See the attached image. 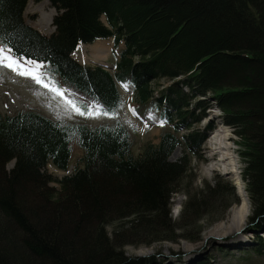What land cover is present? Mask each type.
Masks as SVG:
<instances>
[{"label":"trees","instance_id":"obj_1","mask_svg":"<svg viewBox=\"0 0 264 264\" xmlns=\"http://www.w3.org/2000/svg\"><path fill=\"white\" fill-rule=\"evenodd\" d=\"M27 3L0 0V36L46 63L60 87L108 110L102 116L118 117L127 85L134 115L154 112L171 127L136 153L119 120L91 127L38 110L0 112V264H155L124 248L191 239L178 234L186 228L172 220L170 199L192 171L187 153L207 137L194 125L213 108L240 139L252 219L264 224V0H50V36L28 25ZM106 40L118 51L113 72L72 57L80 43ZM179 146L185 154L172 162ZM49 165L72 173L57 179ZM203 194L183 216L201 215ZM230 194L223 213L239 203Z\"/></svg>","mask_w":264,"mask_h":264},{"label":"rangeland","instance_id":"obj_2","mask_svg":"<svg viewBox=\"0 0 264 264\" xmlns=\"http://www.w3.org/2000/svg\"><path fill=\"white\" fill-rule=\"evenodd\" d=\"M56 14L57 11L52 7L50 0H28L24 18L28 25L40 34L50 36L55 31L53 22L50 19L52 18V21H54ZM103 21L106 23L104 19ZM105 42L107 53L101 56L102 59L100 61L92 59L93 56L90 50V47L95 46L97 42L92 45L80 43L76 49V53L72 57L79 61V63L90 67L99 66L97 65L98 63L104 64V66H114L118 51H114L112 40ZM44 64L47 67V64ZM0 74L4 77L3 82H0V112L4 115L14 116L20 111L38 110L55 121L86 124L91 127L114 125L119 120L130 131L136 153L147 142L159 143L162 130L171 127L167 124L161 126L158 115L154 112H143L139 113V115H134L132 109L135 108L131 103L132 93L130 92V87L123 88L119 85L123 105L116 119L102 115L93 117L80 116L74 112L67 115L63 99L35 84L31 79L20 77L7 69H0ZM167 84V80H161L160 82L161 87H165ZM62 88L67 90V98L76 99L80 103L86 104L91 110L96 109L97 105H99L89 98L75 94L65 87ZM203 99L207 100V98ZM99 110H102V108ZM58 115L61 117L60 119H58ZM206 115L208 117L199 124L194 125V129L205 131L207 137L193 153H187L192 171L182 180L180 192L173 194L170 199L172 220L177 223L178 228H186L184 231L178 230V234L181 236L180 233H182L191 239L183 240L180 237L177 242H159L151 246L139 247L126 246L124 251L126 252V256L131 259L144 257L153 260L155 264H264V229H261L264 224L262 220L252 219L253 215L249 198L244 196L243 200L240 199L239 186L242 187L243 191V185L240 181L241 174L240 178L232 175L227 176L224 174L228 173L229 168L225 165L213 167V163H211L207 168L203 164L205 159L215 155L214 146L208 140L215 142L220 137L218 130H227L228 132L226 133L229 138L225 139L221 137L220 145L223 144L228 150L219 152L216 157L217 159L219 157L222 158L223 153L227 155V152L229 153L228 155H231L230 152L233 153L232 156L235 159L237 155L238 168L242 172L243 163L240 160V156L243 148L240 144V139L235 136L231 128L223 125L221 121L219 122L221 112L218 109L213 108L209 112H206ZM188 133L190 131H182L179 136L181 137ZM75 152L74 157L81 155L80 150H76ZM184 154L183 147L179 146L172 154L170 160L172 162L179 161ZM229 163L230 167L231 162ZM13 167L14 165L10 163L8 170ZM47 170L57 179H62L72 173V169L68 172H61L51 165L47 167ZM52 186L59 189L58 184H52ZM207 187L217 190L213 198H209L211 195L207 193ZM232 189L235 190L239 203L231 205L225 211L226 213H223L225 205L233 199L230 194ZM202 192L209 203L201 210V215L197 216V214L188 213L187 211L184 217V208L190 198H194ZM242 209L244 211L243 214L246 215L243 217V229L239 234L227 237L226 239L212 236L216 229L224 232V234L228 230H235L231 229L234 224L232 218L235 217V212ZM107 230L111 232L113 229L110 227Z\"/></svg>","mask_w":264,"mask_h":264},{"label":"snow or ice","instance_id":"obj_3","mask_svg":"<svg viewBox=\"0 0 264 264\" xmlns=\"http://www.w3.org/2000/svg\"><path fill=\"white\" fill-rule=\"evenodd\" d=\"M0 69H7L20 77L31 79L35 84L47 89L55 96L63 99L66 106V114L70 115L74 112L80 116H100L108 115V110H99L101 106L97 105L96 109L90 110L87 105L81 104L76 99H69L66 96V91L59 86L54 77H50L46 65L37 58L25 55L19 51L16 45L11 44L10 40L0 36ZM3 75L0 74V82H3ZM127 87V85H126ZM7 107V105H6ZM70 109V111H68ZM135 113L136 110L132 109ZM61 117L58 115V119ZM161 126L164 121H160ZM60 126V125H58Z\"/></svg>","mask_w":264,"mask_h":264},{"label":"bare ground","instance_id":"obj_4","mask_svg":"<svg viewBox=\"0 0 264 264\" xmlns=\"http://www.w3.org/2000/svg\"><path fill=\"white\" fill-rule=\"evenodd\" d=\"M50 20H51V22H53L52 21V18ZM106 49L107 48H106V42L105 41H99V42H97L95 44V46L90 47L91 54L93 56L92 59H95L96 61H100L102 59L101 56H104L107 53V50ZM226 132H228V131L227 130L225 131V130L219 129L218 130V135H220V137L215 142H211V140H208L209 143H211V145L214 146L215 155L212 156V157H210V158L205 159L204 162H203V164H205L207 168L209 167V164H211V163H213L212 164L213 167L214 166L220 167L222 165H225L227 168H229V171H228V173H226L224 175H227V176L228 175L236 176V173H238V167L236 165V159H235V157L232 156L233 153L230 152L231 155H228L229 154L228 152H227V155L223 153V157L222 158H219V159H217V157H216V155L219 154V152H222L224 150H228L227 148H225L223 146V144L220 145V142H221L220 139H221V137H223L225 139H228L229 138V136H228V134ZM236 158H238L237 155H236ZM229 162H231V166L230 167H229V164H230ZM232 163L235 166H233ZM12 164L14 165L15 163L13 162V163H11V165ZM236 178H240V177L237 176ZM240 181L242 182V185H243V191H242V187L239 186V192L241 193V195H240L241 198L240 199L243 200V198H245V197L248 198V197H247L246 192H245V189H244L243 180L240 179ZM239 184H241V183H239ZM239 184H237V185H239ZM243 209L240 210V211H238V212H235V217L232 218L234 224H233V227L231 229H235V230H228L227 233L224 234V232H220L218 229H216L213 232V235L212 236H217V237L226 239L227 237H232V236H235V235L239 234L242 231V229H243L242 228V226H243L242 224L244 222L243 221V217L246 215V214L245 215L243 214L244 213Z\"/></svg>","mask_w":264,"mask_h":264},{"label":"water","instance_id":"obj_5","mask_svg":"<svg viewBox=\"0 0 264 264\" xmlns=\"http://www.w3.org/2000/svg\"><path fill=\"white\" fill-rule=\"evenodd\" d=\"M97 65H99L100 67H103L104 64L98 63ZM104 69H106L107 71H114V66H104Z\"/></svg>","mask_w":264,"mask_h":264}]
</instances>
